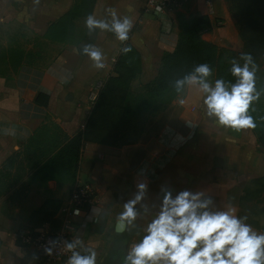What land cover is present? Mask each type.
<instances>
[{
	"label": "crops",
	"instance_id": "0c3cea01",
	"mask_svg": "<svg viewBox=\"0 0 264 264\" xmlns=\"http://www.w3.org/2000/svg\"><path fill=\"white\" fill-rule=\"evenodd\" d=\"M145 2L0 0V168L43 123L57 124L68 136L83 130L108 79L123 82L129 93L142 90L157 76L162 55L176 46L179 16L206 18L203 40L235 54L242 52L228 0H188L173 22L167 15L146 11ZM110 9L132 20L127 41L99 29L89 33L85 26L89 15L110 21ZM55 36L53 44L60 46L56 55L40 66L29 62V40ZM85 45L103 52L104 68L96 69L83 54ZM125 47L131 51L125 53ZM8 49L24 51L15 70ZM39 94L47 96L45 104L36 101ZM202 99L197 88L185 87L147 120H111L105 128L90 132L77 171L63 179L44 178L38 168L29 170L22 200L11 202V192L0 198V264H34L19 246L20 233L45 224L59 227V208L77 182L90 183L96 194L74 221L80 251L95 250L97 264H108L142 238L150 216L138 219L134 227H120L118 220L123 204L141 182L149 186V204H158L162 186L174 194L201 191L218 209L247 217L246 223L264 233V147L251 128L236 130L208 118ZM135 124L139 134L131 137L129 126ZM113 125L122 127L110 132ZM49 200L57 201L58 207L52 220L43 221L36 211Z\"/></svg>",
	"mask_w": 264,
	"mask_h": 264
},
{
	"label": "clouds",
	"instance_id": "9594fccd",
	"mask_svg": "<svg viewBox=\"0 0 264 264\" xmlns=\"http://www.w3.org/2000/svg\"><path fill=\"white\" fill-rule=\"evenodd\" d=\"M107 19L86 18L89 33L99 29L111 32L118 41L129 39L133 22L108 10ZM74 51H76L74 49ZM131 51L129 47L123 49ZM96 69L105 67L103 52L94 45L82 49ZM243 65L233 62L230 68L235 82L210 80L213 70L208 64H199L174 82L179 94L185 87H195L202 95L205 115L219 125L236 130L254 128L249 109L260 97L256 88V65L251 54L242 53ZM181 104L184 100L180 101ZM148 184L137 183L133 197L123 204L118 216L121 225L135 226L138 219H147L142 238L121 257V264H264V233L255 231L246 223L247 217L232 210H220L213 198L201 191L185 189L175 192L162 186L159 202L149 204ZM58 241H51L44 249L53 254ZM81 247L79 240L64 242L71 253L66 264H97V254L91 248Z\"/></svg>",
	"mask_w": 264,
	"mask_h": 264
},
{
	"label": "trees",
	"instance_id": "16d2710c",
	"mask_svg": "<svg viewBox=\"0 0 264 264\" xmlns=\"http://www.w3.org/2000/svg\"><path fill=\"white\" fill-rule=\"evenodd\" d=\"M230 9L235 13L237 29L243 43L240 53L251 54L264 74V0H229ZM206 24V18L195 17L190 20L181 17L178 23V39L172 51L165 52L161 57L157 76L143 85L141 92L132 104L117 106L120 97L118 93L127 92L123 82L108 79L101 87L92 106L89 118L83 130L73 136L66 135L57 124H41L29 137L22 149L9 157L0 168V198L11 192L8 197L11 202L21 200L25 185L22 183L26 171L38 168L37 172L44 178L63 179L69 172L78 169L81 148L92 131L106 127L111 121L112 113L118 109L119 114L126 118L153 109L157 104H167L178 93L174 82L191 72L199 64H208L213 70V81L224 79L235 82L231 75L232 63L228 53L231 50L207 42L201 38ZM239 24V25H238ZM9 62L15 70L24 59V51L8 49ZM4 54V53H3ZM233 54V53H232ZM5 55V54H4ZM234 56V54H233ZM257 90L264 91V81L257 83ZM116 94V95H115ZM115 95V96H114ZM47 96L39 94L37 102L45 104ZM252 103L249 115L253 117L255 127L251 128L257 136L258 143L264 147V102L256 106ZM48 118V117H47ZM29 160L28 165L17 169L13 165L17 159ZM15 166V165H14ZM58 207L57 201L45 202L36 213L42 215V220H52L53 210ZM4 212V210H2Z\"/></svg>",
	"mask_w": 264,
	"mask_h": 264
},
{
	"label": "built area",
	"instance_id": "2783aa9c",
	"mask_svg": "<svg viewBox=\"0 0 264 264\" xmlns=\"http://www.w3.org/2000/svg\"><path fill=\"white\" fill-rule=\"evenodd\" d=\"M187 2L188 0H146L145 10L167 15L173 22L174 15L179 13ZM95 196V190L90 183L77 182L71 190L67 203L59 208L61 215L59 227L53 228L45 224L37 229H26L20 233L19 246L30 254L34 264H66L71 253L64 248V242L77 240L74 218L80 216L82 211L94 202ZM51 241L59 243L53 248V254L47 255L44 249L51 246ZM76 250L80 251V247Z\"/></svg>",
	"mask_w": 264,
	"mask_h": 264
},
{
	"label": "rangeland",
	"instance_id": "374dc122",
	"mask_svg": "<svg viewBox=\"0 0 264 264\" xmlns=\"http://www.w3.org/2000/svg\"><path fill=\"white\" fill-rule=\"evenodd\" d=\"M229 1V0H228ZM230 4V1H229ZM234 12V11H233ZM235 14V13H234ZM180 16L178 17V22H180ZM236 19H239V17H236ZM239 25V24H238ZM56 36L55 37H49V38H33L29 40V52H28V60L29 62H31L34 65L40 66L45 64L48 60H51L56 53L58 52V50L60 49V46L58 45H54L53 43L55 42ZM19 47V46H17ZM232 52V51H231ZM234 56H233V54ZM232 53H228V55L230 57H232L230 59V62H237L241 65H243L244 61L240 58V54H235L234 52ZM256 65V81L257 83L263 82L264 81V74L261 72L260 67L255 63ZM213 77L214 75H212L209 79H212L213 81ZM141 89H139L137 92L135 93H129L126 91H123L122 93H118L115 97L119 96L120 100L117 101V99L115 98L113 100V102H117V106L122 108L123 105H129L130 103L132 104V101H134V99H136L135 97L140 93ZM261 101L264 102V91H260V97L257 101H254L253 103H255L254 105L258 106L260 105ZM158 106H155L153 109L145 111V112H141L137 115L131 116L129 118H126L122 113L119 114L118 109L115 110L112 113L111 116V120H118L120 122L124 121L125 119H136V118H141L142 120H147L149 118H151L154 114V112L161 110L162 108H164L166 106V104H157ZM141 121V120H140ZM143 123V121L141 122ZM113 127V128H112ZM112 127H110L109 129L110 132L114 131V129L118 132L120 130V128L122 127H118L116 125H113ZM130 129V135L131 137L138 135L139 131H138V126L132 125L129 126ZM29 160L27 159H17L13 165L14 169H17V167L19 165H22V167L28 165ZM71 173H69L70 175ZM40 176H42V174H40ZM55 180H59V177L55 178ZM22 183L26 186H29V171H26ZM24 198V196L21 198V200ZM8 203V202H7Z\"/></svg>",
	"mask_w": 264,
	"mask_h": 264
},
{
	"label": "water",
	"instance_id": "95a60500",
	"mask_svg": "<svg viewBox=\"0 0 264 264\" xmlns=\"http://www.w3.org/2000/svg\"><path fill=\"white\" fill-rule=\"evenodd\" d=\"M119 226L121 227V224L119 223ZM124 255L122 251H119L116 256H114L108 264H121V257Z\"/></svg>",
	"mask_w": 264,
	"mask_h": 264
}]
</instances>
